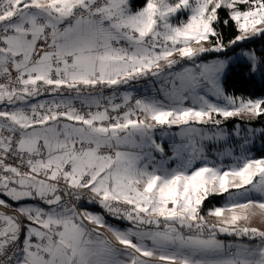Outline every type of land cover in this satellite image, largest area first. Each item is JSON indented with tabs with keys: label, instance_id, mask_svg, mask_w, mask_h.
I'll use <instances>...</instances> for the list:
<instances>
[{
	"label": "snow or ice",
	"instance_id": "obj_1",
	"mask_svg": "<svg viewBox=\"0 0 264 264\" xmlns=\"http://www.w3.org/2000/svg\"><path fill=\"white\" fill-rule=\"evenodd\" d=\"M258 40L264 0H0V264H264Z\"/></svg>",
	"mask_w": 264,
	"mask_h": 264
},
{
	"label": "trees",
	"instance_id": "obj_2",
	"mask_svg": "<svg viewBox=\"0 0 264 264\" xmlns=\"http://www.w3.org/2000/svg\"><path fill=\"white\" fill-rule=\"evenodd\" d=\"M223 32H224L225 40H227L232 35V31L230 28H224ZM254 47L257 49L264 48V41L258 40L255 43ZM207 56L212 57L215 55L209 54ZM230 84L232 86L230 88V92H236L237 94L247 95L248 93H253L256 96H259L262 92H264V85H262L259 81H257L256 83H251V82H247L245 80H242L238 77H233L232 81H230ZM254 124H256V123H254ZM258 154L259 155L264 154V151H262L261 153H258ZM218 199L219 198L212 199L211 202L213 200L217 201ZM211 204L214 205L213 203H211Z\"/></svg>",
	"mask_w": 264,
	"mask_h": 264
},
{
	"label": "rangeland",
	"instance_id": "obj_3",
	"mask_svg": "<svg viewBox=\"0 0 264 264\" xmlns=\"http://www.w3.org/2000/svg\"><path fill=\"white\" fill-rule=\"evenodd\" d=\"M239 51H240V49H237V52H239ZM209 54H212V53H209ZM209 54H206V55H209ZM214 55L215 56L208 57V58L209 59H214L219 54H214ZM234 55L235 54H233V53H229V56H234ZM221 58H223V57H221ZM142 92L146 95V97L151 96V94H152V92H149L148 89H146V88H143L142 89ZM254 123H256V124H254ZM242 127L256 128L258 130L261 127H264V121H261V122L254 121L251 125H244ZM157 135L159 136V132L157 133ZM243 135H250L251 136L252 134L251 133H245V132L242 131L241 132V136H243ZM253 141L254 142L250 143V147L252 149L251 154L258 156L259 155L258 153H261L262 151H264V140H262L260 138L259 131H257L255 133V135L253 136ZM224 160H225V163L230 162V159L227 158V157H225ZM217 202H219L220 204H223L224 203V200L223 199H218L217 201L216 200H213L211 203H213L214 205H216ZM220 238L223 239V240H225V241H230V242H234V243L247 242L246 240L245 241L236 240L233 237L221 236Z\"/></svg>",
	"mask_w": 264,
	"mask_h": 264
},
{
	"label": "built area",
	"instance_id": "obj_4",
	"mask_svg": "<svg viewBox=\"0 0 264 264\" xmlns=\"http://www.w3.org/2000/svg\"><path fill=\"white\" fill-rule=\"evenodd\" d=\"M143 88H145L143 85H139L138 86V91L137 92H134V94H143L146 97V95L142 92V89Z\"/></svg>",
	"mask_w": 264,
	"mask_h": 264
},
{
	"label": "crops",
	"instance_id": "obj_5",
	"mask_svg": "<svg viewBox=\"0 0 264 264\" xmlns=\"http://www.w3.org/2000/svg\"><path fill=\"white\" fill-rule=\"evenodd\" d=\"M152 94H154V93H152Z\"/></svg>",
	"mask_w": 264,
	"mask_h": 264
}]
</instances>
